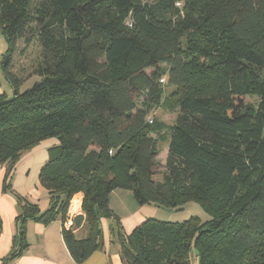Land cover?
Segmentation results:
<instances>
[{
	"label": "trees",
	"instance_id": "trees-1",
	"mask_svg": "<svg viewBox=\"0 0 264 264\" xmlns=\"http://www.w3.org/2000/svg\"><path fill=\"white\" fill-rule=\"evenodd\" d=\"M0 32L12 88L0 94V164L9 175L23 152L57 140L38 175L49 207L20 205L9 260L28 220L63 226L81 193V214L62 227L77 264L102 248V218L123 264H264V0H0ZM33 39L40 59L22 87L10 62ZM164 78L184 88L171 125L149 116ZM115 189L138 205L196 202L210 218H147L125 233L109 207Z\"/></svg>",
	"mask_w": 264,
	"mask_h": 264
},
{
	"label": "crops",
	"instance_id": "crops-1",
	"mask_svg": "<svg viewBox=\"0 0 264 264\" xmlns=\"http://www.w3.org/2000/svg\"><path fill=\"white\" fill-rule=\"evenodd\" d=\"M26 85L27 83L22 87ZM2 93L9 96L12 94V88L4 78L0 64V94ZM56 144L55 138H46L23 152L13 163L9 175L8 165L0 164V264H77L64 242L63 226L59 217L46 224L28 220L24 234L26 246L16 258L8 259V255L18 247L13 245V238L20 205L25 202L34 203L40 211L49 207V196L39 183L38 175L48 159V149ZM6 183L10 186L9 190L3 189ZM81 201V193H76L70 200L68 213L72 208L76 210L74 215L81 214ZM109 207L119 218L125 233H130L147 218L180 221L184 217L169 215L166 209L154 204L138 205L132 192L126 189H115L110 193ZM100 225L103 235L102 248L93 251L80 264H123L120 246L110 233L111 221L102 218ZM85 232L83 224L74 230V234L79 238L85 236ZM192 264H197V261L194 260Z\"/></svg>",
	"mask_w": 264,
	"mask_h": 264
},
{
	"label": "rangeland",
	"instance_id": "rangeland-1",
	"mask_svg": "<svg viewBox=\"0 0 264 264\" xmlns=\"http://www.w3.org/2000/svg\"><path fill=\"white\" fill-rule=\"evenodd\" d=\"M0 43H1L0 62H2L8 48L7 42L3 35L0 36ZM39 59H40V46L37 39H33L32 42L27 47H24L23 41H19L17 43L16 49L11 58L10 69L17 76L19 83H21L22 86L28 83L31 78H33L32 74L39 62ZM162 66H165V64H163ZM146 71L147 73H151L152 69H147ZM162 88H163V93H162L161 104L152 108L150 110L149 116L154 117L166 123L167 125H171L175 122L176 116L179 112L178 103L181 96L184 93V88L168 85L166 83L165 78L162 82ZM258 100H259L258 95L257 93H255V91H251L250 93L245 95V102L248 104L256 105ZM144 102H145V98L143 97L139 100L138 104L143 105ZM158 146H159V155H158L159 167L156 170V174L154 176V179L156 181L161 180L163 175L166 174V171L164 170L163 167L167 154L166 152L167 141H160L158 143ZM164 209H166L165 211H168L167 213H170L169 215L184 216L185 218L183 217L182 219H180V221L188 219L190 216H199L202 221H207L210 218L209 215L206 214L202 210L201 206L196 202H189L179 210H169L171 208H164ZM75 211L72 210V208L70 209V213H74ZM166 221L175 222L172 220H166Z\"/></svg>",
	"mask_w": 264,
	"mask_h": 264
},
{
	"label": "built area",
	"instance_id": "built-area-1",
	"mask_svg": "<svg viewBox=\"0 0 264 264\" xmlns=\"http://www.w3.org/2000/svg\"><path fill=\"white\" fill-rule=\"evenodd\" d=\"M75 213H68V217L65 219V221L63 222V226L65 228H71L73 226V221H72V217L74 216Z\"/></svg>",
	"mask_w": 264,
	"mask_h": 264
},
{
	"label": "water",
	"instance_id": "water-1",
	"mask_svg": "<svg viewBox=\"0 0 264 264\" xmlns=\"http://www.w3.org/2000/svg\"><path fill=\"white\" fill-rule=\"evenodd\" d=\"M8 62V57H5L2 61L3 65L6 64Z\"/></svg>",
	"mask_w": 264,
	"mask_h": 264
},
{
	"label": "bare ground",
	"instance_id": "bare-ground-1",
	"mask_svg": "<svg viewBox=\"0 0 264 264\" xmlns=\"http://www.w3.org/2000/svg\"><path fill=\"white\" fill-rule=\"evenodd\" d=\"M74 209H75V207H74Z\"/></svg>",
	"mask_w": 264,
	"mask_h": 264
}]
</instances>
